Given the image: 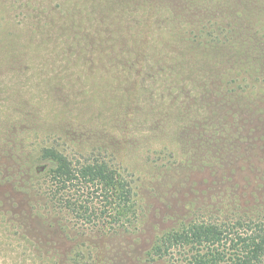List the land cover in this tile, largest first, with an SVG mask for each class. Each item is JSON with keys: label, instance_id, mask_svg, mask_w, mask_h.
Returning a JSON list of instances; mask_svg holds the SVG:
<instances>
[{"label": "rangeland", "instance_id": "rangeland-1", "mask_svg": "<svg viewBox=\"0 0 264 264\" xmlns=\"http://www.w3.org/2000/svg\"><path fill=\"white\" fill-rule=\"evenodd\" d=\"M82 1L90 35L116 32L127 37L120 48L149 56H125L131 78L76 79L82 65L54 67L51 57L70 38L54 32L32 45L20 32L25 11L12 14V31L0 15V264H75L77 248L78 264H135L124 262L189 221L245 212L264 220V0ZM172 93L190 110L159 104ZM44 147L118 169L134 188L137 234L92 233L69 220L43 230L32 214L42 212Z\"/></svg>", "mask_w": 264, "mask_h": 264}, {"label": "trees", "instance_id": "trees-1", "mask_svg": "<svg viewBox=\"0 0 264 264\" xmlns=\"http://www.w3.org/2000/svg\"><path fill=\"white\" fill-rule=\"evenodd\" d=\"M17 11H25V24L20 26V32L30 35V44L39 45L37 37L52 38L50 35L54 32L61 34L59 40L61 36V40L71 39L70 42L59 41L61 54L56 50L58 56L51 57L54 67L58 62L72 69L82 65L84 70L71 74L76 79L90 75L131 78L136 66L133 62L121 63L125 56L135 60L148 59L149 54L143 52L140 56L137 48H120L119 43L127 40L121 34L90 35L89 25L94 18L82 0H25L22 3L0 0V15L11 31L15 25L19 28L12 16ZM169 17L172 22L173 15ZM11 31L9 33L14 36ZM120 66H124V71ZM182 68L186 71V67ZM146 69L148 72L164 71L162 66L152 64ZM129 84L130 91L135 93L137 83L131 81ZM50 87L56 86L51 84ZM170 96L160 97L159 104L170 99L168 105L178 106L180 111L190 110L179 106L173 93ZM41 159L47 165L41 171L39 188H36L42 212L32 215H39L43 230L51 233L56 226L59 228L58 224L69 220L92 233L123 237L137 234L141 216L134 188L118 169L105 161L75 160L54 147L42 148ZM247 213H232L227 219L189 221L156 237L146 252L139 254L136 260H125L124 263L264 264V220L261 215L249 216ZM72 253L73 263L78 264V248ZM100 262L93 264L111 263V260Z\"/></svg>", "mask_w": 264, "mask_h": 264}]
</instances>
